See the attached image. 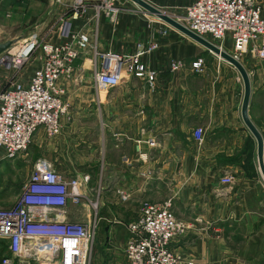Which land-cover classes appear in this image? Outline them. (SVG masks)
I'll list each match as a JSON object with an SVG mask.
<instances>
[{
    "label": "crops",
    "instance_id": "1",
    "mask_svg": "<svg viewBox=\"0 0 264 264\" xmlns=\"http://www.w3.org/2000/svg\"><path fill=\"white\" fill-rule=\"evenodd\" d=\"M2 1L0 17L8 26L22 28L36 19L34 29L40 36L60 42L59 21L70 17L73 0H49L34 17L31 0H21L20 6H4ZM144 1L177 17L195 0ZM89 5L85 15L71 22L73 34H90V46L73 62V75L63 83L68 114L61 132L47 139L38 131L31 143L36 160L49 162L66 181L82 180L83 208L69 205L64 220L86 221L90 203H96L99 215L94 219L105 223L109 241L102 247L100 264H127L126 226L137 219L143 202L168 201L176 219L189 226L169 245L183 261L264 264V182L256 142L241 118L243 85L236 80V70L132 3H124L113 22L102 14L95 18ZM222 47L232 53L228 39ZM102 53L124 61L122 82L116 87H102L94 80ZM137 53H142L139 61L146 75H154L152 87L147 76L127 71ZM198 59L203 64L193 69ZM172 63L180 66L171 69ZM34 71H28L29 77ZM10 82L0 73V91ZM255 86L251 81L248 115L261 132L264 86ZM196 128L204 130L200 146L192 137ZM20 159L7 158L0 150V165ZM225 175L231 177L230 185L220 184ZM4 190L0 208L12 206L17 197L7 198ZM2 244V255H8L6 242Z\"/></svg>",
    "mask_w": 264,
    "mask_h": 264
},
{
    "label": "built area",
    "instance_id": "2",
    "mask_svg": "<svg viewBox=\"0 0 264 264\" xmlns=\"http://www.w3.org/2000/svg\"><path fill=\"white\" fill-rule=\"evenodd\" d=\"M90 3L95 18L102 14L111 22L124 10L123 0H73L69 19L62 20L59 27V43H50L34 29L17 43L13 53L0 55V66L17 74L36 52L41 62L26 81L14 78L0 91V150L7 158L25 153L38 131L47 139L60 134L61 121L68 114L62 100L63 83L73 75V62L90 46V34H73L70 20L85 15ZM263 12L264 4L257 0H195L174 18L220 50L228 39L230 55L238 62L255 61L264 67ZM141 55L128 61L127 71L135 77L147 76L152 87L154 75H146ZM99 56L102 64L95 82L106 88L118 86L124 61L110 53ZM202 64L198 59L192 68L200 69ZM179 66L172 63L171 69ZM236 80L241 82L239 76ZM260 134L264 161V126ZM192 137L196 145H202L204 130L194 129ZM219 182L230 185L232 179L225 175ZM85 199L82 180L66 181L49 162L36 160L14 204L0 208V241L6 242L8 252L0 257V264H89L95 219L93 223L64 220L69 205L79 206ZM90 204L97 209L96 203ZM170 208L168 201L141 204L139 216L126 227L130 234L124 247L127 264H194L180 259L169 247L189 228Z\"/></svg>",
    "mask_w": 264,
    "mask_h": 264
},
{
    "label": "rangeland",
    "instance_id": "3",
    "mask_svg": "<svg viewBox=\"0 0 264 264\" xmlns=\"http://www.w3.org/2000/svg\"><path fill=\"white\" fill-rule=\"evenodd\" d=\"M33 5L30 9L31 14L34 17V14H38V10L42 7H44V4L48 5V1L49 0H31ZM47 2V3H45ZM124 3H128L131 4L130 1L128 0H123V6ZM132 5H134L132 3ZM69 10V9H68ZM12 15V14H11ZM68 15V14H67ZM19 15L15 14L14 18H18ZM68 16L67 19L68 20ZM65 17H63L59 23L64 20ZM31 21L29 23L26 24V26L24 27V24L22 25L23 27L21 28H16L13 27V24L11 26H8L7 22H4L2 20V18L0 17V44L1 43H5L7 41H11L13 44L10 46V48L3 52L4 55H7L9 53H13L14 49L19 45L17 43H19L21 40L19 39L20 37L23 36V34L30 30V29H34V27L36 26V19H30ZM74 21V20H71ZM62 23V22H61ZM60 23V24H61ZM32 27V28H31ZM1 54V55H3ZM40 62V55L38 52H36L30 59L29 61L23 66V68L21 69L20 73H15L14 71H10L8 69H6L4 66H0V73H4L5 76L14 79L16 78V80L18 81H26L29 78V70L30 71H34ZM242 65H244V68L246 69L248 75L250 76V81L255 82V84L257 86L255 87H259V89L264 86V67L261 66L258 62H250V63H246V61H242L240 62ZM264 92V90H263ZM263 97H264V93ZM18 158H21L20 160H18V162L11 163L9 160H6L4 162L1 163L0 165V189L2 191V189H5V194L4 196H7V198H14V196L19 195L23 185H25V183L28 180L29 174H30V170L32 167L33 162L36 160L37 156H36V151L34 150L33 144L29 145L27 151L23 154H20L17 156ZM3 175L5 176V181L2 180ZM10 194V195H9ZM16 197V199H17ZM83 204V202H82ZM79 208H83V205H79ZM91 217L89 219H85L87 222L90 221V223H93L94 221V217H98L99 215V208L94 210L91 208ZM127 227V226H126ZM104 229H105V223H102L101 221H97V219L95 220V238L93 240L92 243V251H91V257H90V261L89 264H97V260H98V264L102 263L101 259H102V255L103 254V248L105 249L106 246H108V238H105L104 236ZM128 232V231H127ZM128 235L130 236L129 232ZM129 238V237H128ZM5 245L2 244V246H0V255L5 253ZM100 254V256H99Z\"/></svg>",
    "mask_w": 264,
    "mask_h": 264
},
{
    "label": "water",
    "instance_id": "4",
    "mask_svg": "<svg viewBox=\"0 0 264 264\" xmlns=\"http://www.w3.org/2000/svg\"><path fill=\"white\" fill-rule=\"evenodd\" d=\"M55 2L57 0H54ZM131 3H133L135 6L139 7L142 11L145 13H148L149 15H152L159 19L160 21L166 23L170 27L176 29L183 35L187 36L188 38L192 39L199 45H201L204 49H206L208 52L211 54L217 56L220 60L228 63L231 65L236 72L238 73L242 85H243V98H242V104H241V118L242 121L245 125V127L248 129L250 134L253 136L256 146H257V159H258V164L259 168L262 174V177L264 179V161H263V140H262V135L258 131V129L253 125L251 122L249 115H248V106H249V100H250V95H251V81H250V76L248 75L246 69L244 66L235 60L230 54L226 53L223 50H220L217 46L213 45L212 43L208 42L207 40L195 35L194 33L190 32L186 27L181 25L176 19L174 18L173 15L167 14L149 3H147L144 0H128ZM34 29H30L26 31L22 37H20V40L25 39L31 31ZM13 43L11 41H7L5 43L0 44V55L3 54V52L7 51L10 46Z\"/></svg>",
    "mask_w": 264,
    "mask_h": 264
},
{
    "label": "trees",
    "instance_id": "5",
    "mask_svg": "<svg viewBox=\"0 0 264 264\" xmlns=\"http://www.w3.org/2000/svg\"><path fill=\"white\" fill-rule=\"evenodd\" d=\"M4 6L5 5H12V6H20V5H23V4H20V2H22L21 0H4L2 1Z\"/></svg>",
    "mask_w": 264,
    "mask_h": 264
}]
</instances>
